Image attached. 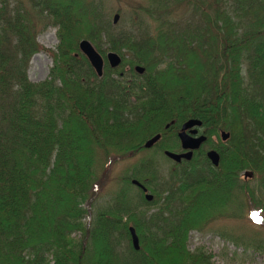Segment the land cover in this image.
<instances>
[{
  "label": "trees",
  "instance_id": "1",
  "mask_svg": "<svg viewBox=\"0 0 264 264\" xmlns=\"http://www.w3.org/2000/svg\"><path fill=\"white\" fill-rule=\"evenodd\" d=\"M108 2L118 0H0V264H213L202 249L188 251L190 231L234 217L227 210L240 203L264 216V0H146L130 7L120 34ZM175 7L192 20L174 21ZM39 23L57 27L58 44L47 51L48 78L34 84L27 66L42 51ZM101 36L107 51L130 59L97 78L78 44L104 54ZM190 118L201 121L218 166L199 151L172 164L167 189L148 160L92 218L99 174L156 134L175 139ZM220 130L229 139L213 146Z\"/></svg>",
  "mask_w": 264,
  "mask_h": 264
},
{
  "label": "rangeland",
  "instance_id": "2",
  "mask_svg": "<svg viewBox=\"0 0 264 264\" xmlns=\"http://www.w3.org/2000/svg\"><path fill=\"white\" fill-rule=\"evenodd\" d=\"M109 3L110 5L106 9V18L110 23L115 12L120 11V13L116 12L119 14V21L117 23L121 25L118 34L124 31L125 24H128L130 21V7L146 6V0H118V2H108L106 4L108 5ZM172 11L170 16L174 21L183 23L184 21L192 20V15L188 8L175 7ZM139 20L140 19L134 21L138 22ZM146 26L149 29L152 27V24L148 21ZM56 33L57 27L51 25V23L38 24L35 39L37 44L42 47V51L35 53L28 61L27 77L31 83H41L48 78L49 70L53 64L47 51L55 50L57 46ZM148 33L149 32L144 34L148 35ZM101 40L102 43H100V48L103 53H106L107 46L104 47L105 40L102 36ZM129 59L130 57L128 55L124 56L125 61H129ZM120 71L125 73L126 68L120 69ZM128 74L129 72L125 73L126 76H128ZM243 74H245V70H243ZM202 131L205 132L203 128ZM168 137H171L172 141L176 142L172 136ZM168 137L166 136L164 138L165 142L167 144H172L167 141ZM164 140L161 142L159 141V144L148 151H139L128 158L115 159L112 161V164L107 167L105 173L99 174V178L102 177L104 180L100 189L95 192L91 211L88 210L92 218L95 217L96 211L109 205L107 201L111 199L110 197L113 195L114 191L122 186L121 179L123 177H130L134 172L139 170L141 166L145 165L148 160L153 161V165L156 166L155 172L158 178H161L164 182H168L169 185L166 188L170 189L172 183L170 174V172L173 171L171 168L172 165L171 162H168V160L163 157L162 151L159 150V146H162L161 143ZM210 141L213 146L220 144L219 136H215ZM207 148L208 146H204L202 150H206ZM98 149L97 155L101 158L104 156L105 152L100 150L102 148ZM198 157H202V155ZM200 159L201 158H198L199 162H201ZM241 179L243 180L242 176ZM246 181L247 187L252 188L255 186V181H253V179H247ZM129 192L131 196L133 195L132 197L137 196L135 189L129 190ZM247 211V207L243 203H240V205L231 207L230 210H227L226 214H234V217L227 216L224 218V216H222L223 218H214L202 229L190 231L186 242L188 251L192 253L197 249H202L211 255L213 264H264V251L259 248V245L261 246L262 242H264V216L257 211L249 213Z\"/></svg>",
  "mask_w": 264,
  "mask_h": 264
},
{
  "label": "water",
  "instance_id": "3",
  "mask_svg": "<svg viewBox=\"0 0 264 264\" xmlns=\"http://www.w3.org/2000/svg\"><path fill=\"white\" fill-rule=\"evenodd\" d=\"M117 16L114 17V22L117 20ZM79 49L80 51L85 55V57L87 58L89 64L91 65V67L94 69L95 73L100 77L102 75V59L101 57L96 53V51L93 49V47L90 45L89 42L87 41H82L79 43ZM107 60L110 64V66L116 67L117 65H119L120 63V59L116 54H112L109 53L107 54ZM137 71L142 72V69L136 68ZM194 125H200L199 122L197 121H188L182 129H186V128H190ZM181 142H182V147L184 149H190V150H195L198 149V147L200 146V144L205 140L204 137L198 138V139H187L184 135L180 134L179 135ZM228 137V134L223 133L222 134V138L225 139ZM159 138V136H155L154 138L148 140L145 144L144 147L145 148H149L151 147ZM165 155L169 158H171L172 160L179 162L181 158L185 159V160H189L191 158V151L186 153V154H182V155H175L169 152H166ZM207 157L210 159V161L212 162L213 165H217L218 164V155L215 152H209L207 154ZM246 176V173H245ZM135 185H138L137 182L133 181L132 182ZM151 196L150 195H146V199L147 200H151ZM129 233H130V237H131V244L134 250H138L139 249V242H138V238L134 232L133 228L129 229Z\"/></svg>",
  "mask_w": 264,
  "mask_h": 264
}]
</instances>
